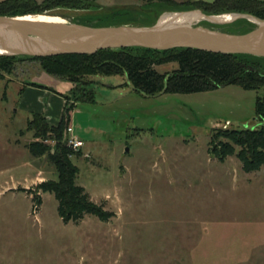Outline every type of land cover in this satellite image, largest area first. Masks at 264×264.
<instances>
[{"label": "rangeland", "instance_id": "1", "mask_svg": "<svg viewBox=\"0 0 264 264\" xmlns=\"http://www.w3.org/2000/svg\"><path fill=\"white\" fill-rule=\"evenodd\" d=\"M96 2L104 14L113 8L132 10L105 23L133 26L198 10L162 11L154 6L160 11L155 14L143 10L144 0ZM97 13L59 8L43 15L64 23L88 22ZM222 15L229 17L218 21L238 14L212 16ZM192 22L227 33L239 31L233 29L235 21L214 24L197 17ZM177 67L169 63L156 70L166 73ZM3 77L0 264H264V166L246 173L235 155L220 162L210 145L213 130L264 125L254 110L264 89L227 86L144 97L126 76L91 77L88 87L95 101L78 102L70 121L83 142V154L74 155L72 162L78 168L76 184L113 216L101 221L86 215L75 224L62 221L52 193L37 190L38 184L56 180L57 173L47 155L29 154L27 145L38 139L26 130L32 116L19 105L26 83L54 87L53 79L31 61L18 63ZM43 142L53 150V140ZM35 194H41L39 208L33 205Z\"/></svg>", "mask_w": 264, "mask_h": 264}, {"label": "trees", "instance_id": "2", "mask_svg": "<svg viewBox=\"0 0 264 264\" xmlns=\"http://www.w3.org/2000/svg\"><path fill=\"white\" fill-rule=\"evenodd\" d=\"M145 11L148 13L158 9L171 11L201 10L207 16L226 13L251 15L264 20V1L262 0H144ZM158 8V9H156ZM96 10L97 14L88 22L75 21L91 27L121 26L129 23H105L115 18L122 11L132 14V10L117 11L110 14L96 0H3L0 1V16L20 17L24 19L50 22L56 17L43 15L54 9ZM111 10V9H110ZM117 18V17H116ZM60 21V20H59ZM95 21V23H94ZM67 23V21H62ZM153 21L143 20L136 26H153ZM232 32L243 34L255 28V24L247 19H238L232 24ZM209 28V27H208ZM242 29V30H240ZM37 62L41 70L48 76L72 85L68 95L63 96L66 107L62 119L57 125H51L43 113H34L26 124L27 131L34 132L37 141L27 145L33 158L47 155L57 173L56 180H47L37 185V190L52 193L58 201V214L64 223H79L86 215L96 216L107 221L113 216L104 210L102 205L94 202L84 188L76 184L78 168L72 162L74 155H81L69 148L64 141L70 112L75 103L94 102V93L89 89L90 78L93 76H126L132 89L144 97L161 94H193L214 91L227 86H237L247 91L264 89V58L251 55L218 54L191 48H175L157 51L145 48H126L101 50L95 54H63L51 57L9 56L0 55V79L12 74L20 62ZM176 63L177 69L159 73L157 66ZM27 86L49 89L36 82L26 83ZM50 90V89H49ZM20 95L22 90L19 92ZM6 99V94L3 95ZM255 115L264 121V96L255 101ZM53 140V150L43 141ZM211 153L220 162L235 155L246 173L258 172L264 166V125L257 129H219L213 130L210 137ZM239 151H236V148ZM41 194L32 199L35 208L42 202Z\"/></svg>", "mask_w": 264, "mask_h": 264}, {"label": "water", "instance_id": "3", "mask_svg": "<svg viewBox=\"0 0 264 264\" xmlns=\"http://www.w3.org/2000/svg\"><path fill=\"white\" fill-rule=\"evenodd\" d=\"M204 20L214 24L248 19L256 26L247 33L236 34L196 25L158 20L153 26L91 27L78 23H50L26 20L24 17L0 16V55L51 57L63 54H95L101 50L145 48L165 51L191 48L218 54L251 55L264 58V20L238 14L229 21L219 16H207L197 10ZM188 14L184 12L171 15Z\"/></svg>", "mask_w": 264, "mask_h": 264}, {"label": "crops", "instance_id": "4", "mask_svg": "<svg viewBox=\"0 0 264 264\" xmlns=\"http://www.w3.org/2000/svg\"><path fill=\"white\" fill-rule=\"evenodd\" d=\"M52 79L53 80H51V83L54 84V87H51L52 85L49 86L47 84L43 85L47 86V88H49L50 90L24 85V87L21 89V95L23 96V98L21 99L19 105L22 108L28 110L31 116L34 113H43L44 116L47 118L48 122L51 125L55 126L61 121L64 109L66 107V102L63 96L69 94L70 90L72 89V85L68 82L59 81L55 78ZM44 100H47V102L45 103ZM77 104L78 103H75L74 109L70 112L68 122V125L72 126L73 129L74 125L73 123L70 124V121L71 117L77 113ZM74 134L80 141H82L78 132L75 129ZM17 142L18 141H16V144H18ZM82 147L80 149V153H82Z\"/></svg>", "mask_w": 264, "mask_h": 264}, {"label": "built area", "instance_id": "5", "mask_svg": "<svg viewBox=\"0 0 264 264\" xmlns=\"http://www.w3.org/2000/svg\"><path fill=\"white\" fill-rule=\"evenodd\" d=\"M64 135V141L67 146L73 151L78 152L83 146V143L75 136L73 127L68 125Z\"/></svg>", "mask_w": 264, "mask_h": 264}, {"label": "bare ground", "instance_id": "6", "mask_svg": "<svg viewBox=\"0 0 264 264\" xmlns=\"http://www.w3.org/2000/svg\"><path fill=\"white\" fill-rule=\"evenodd\" d=\"M200 17L198 14L196 15H194V14H177V15H169V16H167V17H164L163 19H162V22L163 23H167V22H169V21H171V20H175V22H178V23H184V22H188V23H190V22H192L193 20H195L197 17ZM223 17L224 18H227V17H229V15H222V16H219V17H217V18H219V19H223ZM229 20H231V19H229ZM229 20H227V21H229Z\"/></svg>", "mask_w": 264, "mask_h": 264}]
</instances>
